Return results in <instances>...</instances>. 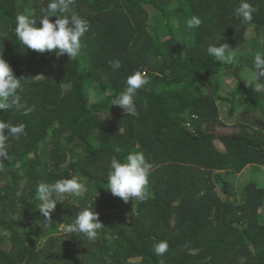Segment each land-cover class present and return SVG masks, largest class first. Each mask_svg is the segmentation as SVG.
<instances>
[{
  "label": "trees",
  "instance_id": "trees-1",
  "mask_svg": "<svg viewBox=\"0 0 264 264\" xmlns=\"http://www.w3.org/2000/svg\"><path fill=\"white\" fill-rule=\"evenodd\" d=\"M240 2L74 0L69 14L89 30L72 59L16 38V16L31 13L39 26L49 0H0V55L25 79L28 109L0 111L27 133L0 159V264H264V91L241 79L264 54V0H250L248 24ZM193 15L202 23L186 29ZM222 43L232 64L207 54ZM136 71L148 83L126 113L111 102ZM130 152L153 165L144 201L107 189L111 159ZM72 177L87 191L65 194L44 224L37 185ZM89 204L104 225L97 240L67 237L62 224ZM161 241L168 250L158 255Z\"/></svg>",
  "mask_w": 264,
  "mask_h": 264
},
{
  "label": "clouds",
  "instance_id": "clouds-1",
  "mask_svg": "<svg viewBox=\"0 0 264 264\" xmlns=\"http://www.w3.org/2000/svg\"><path fill=\"white\" fill-rule=\"evenodd\" d=\"M74 0H49L46 9H42V17L39 26L36 19L28 15L18 14L15 19V35L20 45L38 53L48 51L56 56L67 55L76 58L83 47L82 38L89 30V24L76 14L70 13V6ZM257 8L250 0H241L236 8V16L240 18L242 24L251 23L253 14ZM50 17H55L51 20ZM202 23L201 19L195 15L186 20V29H195ZM207 54L214 57L217 62L232 64L235 61V53L227 43L219 46L209 44ZM113 69L121 67V61L116 59L111 62ZM247 85L256 92L264 91V54H256L253 67L246 70L241 77ZM25 79L17 77L7 60L0 55V111L13 110L27 114L28 109H24L21 104L19 93L23 91ZM148 83L145 73L136 71L130 74L126 81V87L120 91L112 100L111 105L119 106L126 113L134 111V97L137 90ZM26 126L24 123L12 124L0 120V159H8V141L10 139L19 140L26 136ZM153 165L145 158L142 152H130L121 161L111 159L107 177V189L113 196L121 198L127 202L132 200L144 201L148 198L147 185L149 175ZM87 191L86 185L76 177L71 179H61L55 183L41 182L36 188V199L40 202L38 210L43 217V223L51 221L50 213L55 209L57 203L62 202L65 194L79 195ZM104 225L98 218V213L89 204L76 214L74 220L68 224H62L61 232L70 236L80 235L84 239L94 242L97 240L99 230ZM168 250V244L161 241L155 244L154 251L158 255L164 254Z\"/></svg>",
  "mask_w": 264,
  "mask_h": 264
},
{
  "label": "rangeland",
  "instance_id": "rangeland-1",
  "mask_svg": "<svg viewBox=\"0 0 264 264\" xmlns=\"http://www.w3.org/2000/svg\"><path fill=\"white\" fill-rule=\"evenodd\" d=\"M96 95H97V93H96ZM260 169H261V171H263V177H262V179L264 180V167H262ZM252 172H255V170H250V168L249 169H246L242 174L238 175V177L235 179V181H234L235 184L236 185L240 184V182L244 181L245 178H248V176L252 175L251 174ZM245 173L247 175H245Z\"/></svg>",
  "mask_w": 264,
  "mask_h": 264
}]
</instances>
